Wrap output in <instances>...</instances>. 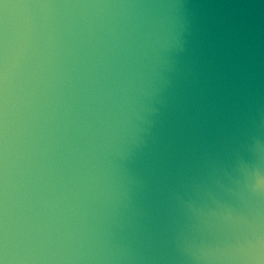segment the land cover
Returning <instances> with one entry per match:
<instances>
[{
    "label": "water",
    "instance_id": "1",
    "mask_svg": "<svg viewBox=\"0 0 264 264\" xmlns=\"http://www.w3.org/2000/svg\"><path fill=\"white\" fill-rule=\"evenodd\" d=\"M0 264H264V0H0Z\"/></svg>",
    "mask_w": 264,
    "mask_h": 264
}]
</instances>
